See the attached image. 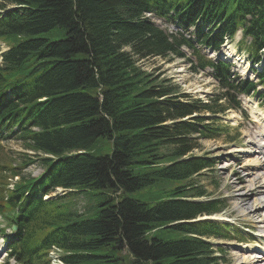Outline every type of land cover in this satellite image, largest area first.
Listing matches in <instances>:
<instances>
[{
    "label": "trees",
    "instance_id": "1",
    "mask_svg": "<svg viewBox=\"0 0 264 264\" xmlns=\"http://www.w3.org/2000/svg\"><path fill=\"white\" fill-rule=\"evenodd\" d=\"M10 5L0 13V39L13 45L0 55V141L21 142L46 169L39 178L22 175L13 189L2 186L35 160L6 156L0 147V211L22 203L19 219L34 218L19 244L37 252L51 244L81 248L117 264H211L212 245L191 234L230 236L215 223L187 221L224 205L191 200L206 190L181 183L213 166L189 154L221 127L211 118L223 110L220 99L256 86L232 82L229 65L218 61L212 64L225 91L202 103L173 78L144 70L140 59L185 56L181 42L171 43L146 13L173 11L180 21L212 28L216 33L197 40L214 48L242 30L239 48L256 62L264 60V0H0L1 11ZM52 31L64 37L52 39ZM259 77L264 85V70ZM105 146L111 151L102 154ZM56 187L68 192L35 197ZM83 201L85 215L75 208ZM76 225L89 245L70 238ZM125 242L140 260L123 253ZM74 258L94 264L88 255Z\"/></svg>",
    "mask_w": 264,
    "mask_h": 264
},
{
    "label": "rangeland",
    "instance_id": "2",
    "mask_svg": "<svg viewBox=\"0 0 264 264\" xmlns=\"http://www.w3.org/2000/svg\"><path fill=\"white\" fill-rule=\"evenodd\" d=\"M150 19L153 21L152 16H150ZM160 24L164 29L169 31L168 27L165 28L164 24L162 23ZM47 36L51 37L52 39H61L64 37L63 34L58 35L57 31H52ZM12 41L14 42V44H17L15 38H12ZM8 48H9V42L0 40V54L5 52ZM138 63L143 67L144 70L148 72H153V71L160 72L163 77L173 78L175 82L177 81L180 83V85L182 86V90H186L188 93H190L191 95H195L198 98L205 99V95L210 92H213L215 89V84L211 78L208 79V77L205 74L196 75L192 73L188 69L187 64L183 62V59L175 58L174 60L173 59L169 60L168 58L156 56L147 59H140ZM157 69L159 71H157ZM243 72L245 73V71ZM251 99L252 97L243 98L244 106L248 109L247 112L248 114H250L251 119H247L244 116H242V114L239 113H231L227 117L228 121L231 122L229 124L232 126V128H234L232 129L231 132H229L231 133L230 138L234 139L233 141H229L227 139L204 141V139H202L201 140L202 148L196 150L195 152V153H203L204 151H211L214 155L218 156V158L220 159V163H218V167L216 171L212 172L211 174L208 173L206 176H202L197 179V181H199V185L206 188L207 196L203 198L204 200L213 199V198H224L226 200L227 205L224 212L219 214V216H214V218L221 219L222 217H226L228 214V217H230L231 222L241 227H243L247 223V220L245 219L247 218L254 219V217L257 215L256 214H254V216L247 215L250 209H254L253 206L255 203L253 200L250 201V204H247V202L237 197V195H247L244 194V191L248 190V187H246L247 189H242L240 186L238 187V185L240 184L239 183L240 180L237 177V174H242L243 176L247 175L249 170L245 169L244 166L248 158H254V159L258 158L259 161L262 162L261 159L262 155L258 152V150H256V147L260 143L264 142V138L261 134V132L263 131L264 121L259 120L261 118L259 119L257 118L260 117V115H262V118H264V108H262L260 104H258L259 109L263 114H259L257 117L253 116L250 110V103H249ZM255 103L256 100L252 99L251 106L254 107ZM248 123H251V125H249ZM237 125L239 126L241 132L243 131V136L241 135L240 137L235 138ZM255 140L258 141L255 142ZM2 146L6 156L10 155L11 157L16 158L17 154H25V153H28L31 156H33L34 154H36V156H39V154L35 153L34 151L25 150L22 147L21 143L20 142L18 143L17 141L3 142ZM236 147H243V150L241 152L233 151V149ZM203 148L204 151H201ZM241 149L242 148H237L234 150H241ZM109 151H111V147L105 146L101 151V153L107 154ZM40 157L41 156L37 158L40 159ZM238 160H242V163H244V165L243 166L237 165ZM32 164L33 163L28 165V169L23 172L24 175L30 176L31 174L33 175V173L38 174L40 172V170L37 171L39 163H35L33 165ZM229 165L230 167L226 169L227 166ZM261 166L262 167L259 168L258 173L262 174L264 177V165ZM252 178L253 177H250L249 179ZM254 179L255 176L252 180H250V182L252 183ZM5 181L6 183L3 184L2 186L10 187L11 184L8 185V183L9 182L12 183V181H10V179L8 178H6ZM181 185L186 187L192 186V188H196V189L200 188V186L196 183V177H194L190 181H185L181 183ZM251 186L252 185H250L249 187ZM63 193L64 190L61 188H59L56 191V194H63ZM79 206L80 209L83 210L85 206H87V201L81 202ZM250 227L252 228V226ZM254 229L258 233H260L259 231V229H261L260 227ZM245 235L246 234L240 232V233H235L232 239H221V240H216L212 238L210 239L212 242H219L220 243L219 247H222L224 249V252H217V255L220 258L219 261L220 264H241L243 260L241 257L244 254H248V255L254 254L252 253V251H255L253 250L254 248H258L257 241H262V240L259 237H256L257 239L254 240L252 236L250 235L245 236ZM164 237L166 239H170L174 237V234H165ZM247 243L254 244L251 246L254 248H248V250H245L246 246H249ZM240 254L241 256H239ZM135 256L137 260H140L141 256L136 254ZM262 264H264V261L262 262Z\"/></svg>",
    "mask_w": 264,
    "mask_h": 264
},
{
    "label": "bare ground",
    "instance_id": "3",
    "mask_svg": "<svg viewBox=\"0 0 264 264\" xmlns=\"http://www.w3.org/2000/svg\"><path fill=\"white\" fill-rule=\"evenodd\" d=\"M261 119L264 121V118H261ZM260 154H263L262 162H260L259 159L256 158V159L248 160L247 164H256L257 163L258 165H261V164L264 165V152H261ZM253 169H256V167H253ZM251 175H254L255 179H254V181H252L253 184L251 187H254V191L251 195H249V202L251 200L254 201V203H255L253 206L254 210H257L256 214L259 215L258 220L255 222V224L253 226L254 227L264 226V225H260V224H264V204L262 202L257 201L258 196H260L261 193H264V187H263L264 186V177L261 174H257V173H252ZM246 181L247 180H245V182ZM260 189H263V190H260ZM246 199L247 198H243L242 200H246ZM216 219H218V218H216ZM258 247L259 248H257V249H253L258 254H250V255L244 254L242 257L243 260H242L241 264H260V263H262L264 261V244L259 245Z\"/></svg>",
    "mask_w": 264,
    "mask_h": 264
}]
</instances>
